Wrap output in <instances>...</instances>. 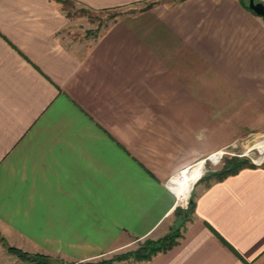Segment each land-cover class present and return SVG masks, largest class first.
Returning <instances> with one entry per match:
<instances>
[{"label":"crops","instance_id":"obj_1","mask_svg":"<svg viewBox=\"0 0 264 264\" xmlns=\"http://www.w3.org/2000/svg\"><path fill=\"white\" fill-rule=\"evenodd\" d=\"M67 23L56 0H0V264H37L10 247L97 263L178 227L121 264H264V164L207 169L190 213L169 186L264 133V20L242 0L161 2L83 47Z\"/></svg>","mask_w":264,"mask_h":264},{"label":"rangeland","instance_id":"obj_2","mask_svg":"<svg viewBox=\"0 0 264 264\" xmlns=\"http://www.w3.org/2000/svg\"><path fill=\"white\" fill-rule=\"evenodd\" d=\"M66 17L68 18V23L62 30L59 32V36L61 39L70 46L75 47H83L87 46L90 42H93L95 39L103 35L106 30L112 25L113 22H116L118 19L125 17L128 14L137 13L146 11L149 8L148 5L154 2H169L171 0H146L141 3L127 5L123 7H118L114 9H104V10H91L87 8V6L76 2L75 0H56ZM246 4H249V0H244ZM157 3V4H158ZM221 154L219 159L215 162L212 158V161L207 160L208 162L205 164L206 168H203L197 172L195 175L194 183L192 186V190L190 196L188 198V202L194 199V194L196 191L195 182L200 178L203 173H209L208 171L213 168L216 169L215 172L222 171L226 165L234 160V158H239L241 160H246L247 162L259 165L264 164V133H255L251 135H247L235 143H232L229 147L225 148L220 152ZM262 160V161H260ZM204 164V161H201ZM199 162V163H201ZM208 169V171H207ZM211 172V171H210ZM212 174V173H211ZM202 175V176H203ZM212 177V176H210ZM184 205V204H183ZM189 206V205H188ZM187 209V208H184ZM183 209L182 214H185ZM189 210V209H187ZM179 214L176 212V215ZM175 215V217H176ZM180 232V228H172L170 234L178 235ZM163 238V237H161ZM158 239L145 238L141 240H137L130 247H126L120 250L118 253L113 254L112 257H104L102 260H111L113 259L112 264H121L134 261L135 252L143 245L146 244L148 240L157 241ZM126 253L130 254V258L128 260L119 261L117 260V256ZM133 254V255H132ZM100 260V261H102ZM98 261V262H100Z\"/></svg>","mask_w":264,"mask_h":264},{"label":"trees","instance_id":"obj_3","mask_svg":"<svg viewBox=\"0 0 264 264\" xmlns=\"http://www.w3.org/2000/svg\"><path fill=\"white\" fill-rule=\"evenodd\" d=\"M184 0H171L169 1V3L175 4L178 2H181ZM243 4L245 5L246 8L248 7V4L245 3L244 0ZM158 2H154L150 5H148L147 8H151L152 6H154L155 4H157ZM89 8V7H87ZM92 10V8H89ZM252 11V10H251ZM253 12V11H252ZM248 165H253L249 162H247L246 160H241L239 158H234V160L230 161L225 168H223L222 171H218V172H213L212 176H218V177H224L230 173L235 172L236 170H238L239 168L243 167V166H248ZM194 203L193 200L191 199L189 206L187 209H184V211L186 213H190L193 209ZM178 235H174V234H168L166 236H164L163 238L157 240V241H153V240H148L146 242L145 245L141 246L134 255V261L133 262H139V261H144V260H148L151 259L154 255H156L157 253L161 252V251H166L169 248H171L172 246H174V244L176 243V239H177ZM10 251L18 254L21 257H24L32 262H35L37 264H49V257L46 255H42V254H29L27 252H24L23 250L16 248V247H10L9 248ZM133 255V254H132ZM130 254H126V253H122L120 255L117 256V260L119 261H124V260H128L130 258ZM114 261L113 259L111 260H102L100 262L97 263H92V264H112Z\"/></svg>","mask_w":264,"mask_h":264},{"label":"bare ground","instance_id":"obj_4","mask_svg":"<svg viewBox=\"0 0 264 264\" xmlns=\"http://www.w3.org/2000/svg\"><path fill=\"white\" fill-rule=\"evenodd\" d=\"M221 154L217 153L211 156V158L216 162L219 157L216 158V155ZM264 154V153H263ZM217 159V160H216ZM262 161V160H260ZM203 162L198 163L197 165L193 166L192 168H188L180 173L177 177L173 178L169 182V186L174 190L179 202L185 203L190 196L192 186L194 183V177L203 168Z\"/></svg>","mask_w":264,"mask_h":264},{"label":"water","instance_id":"obj_5","mask_svg":"<svg viewBox=\"0 0 264 264\" xmlns=\"http://www.w3.org/2000/svg\"><path fill=\"white\" fill-rule=\"evenodd\" d=\"M248 7L256 15L260 16L264 20V2L261 0H249Z\"/></svg>","mask_w":264,"mask_h":264},{"label":"built area","instance_id":"obj_6","mask_svg":"<svg viewBox=\"0 0 264 264\" xmlns=\"http://www.w3.org/2000/svg\"><path fill=\"white\" fill-rule=\"evenodd\" d=\"M204 161V169L206 168V166H205V164L207 163V160H203ZM209 161H211L212 163H213V161H212V159H211V157L209 158ZM190 168H192V167H190ZM204 169H203V173H204ZM203 173H202V175H203ZM178 175V174H177ZM202 175L200 176V178L202 177ZM199 178V179H200ZM198 179V180H199ZM197 180V181H198ZM196 181V182H197ZM195 182V183H196ZM191 201V200H190ZM190 201L188 202V199H187V201L185 202V203H183V202H179V200H178V198H177V203H179L182 207H184V208H188V205H189V203H190ZM184 204V205H183Z\"/></svg>","mask_w":264,"mask_h":264}]
</instances>
